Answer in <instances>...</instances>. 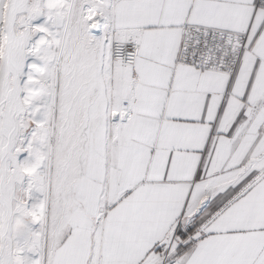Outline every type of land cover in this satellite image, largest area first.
Instances as JSON below:
<instances>
[{
  "label": "snow or ice",
  "instance_id": "snow-or-ice-1",
  "mask_svg": "<svg viewBox=\"0 0 264 264\" xmlns=\"http://www.w3.org/2000/svg\"><path fill=\"white\" fill-rule=\"evenodd\" d=\"M0 264H264V0H0Z\"/></svg>",
  "mask_w": 264,
  "mask_h": 264
}]
</instances>
